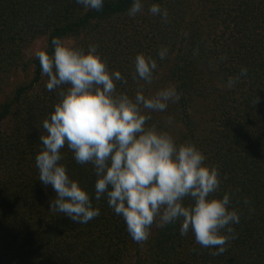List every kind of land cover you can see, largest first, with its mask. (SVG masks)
<instances>
[{
	"label": "trees",
	"instance_id": "16d2710c",
	"mask_svg": "<svg viewBox=\"0 0 264 264\" xmlns=\"http://www.w3.org/2000/svg\"><path fill=\"white\" fill-rule=\"evenodd\" d=\"M153 3L167 9V21L149 14ZM131 4L105 0L97 12L75 0H0V264H264V0H143V11L129 17ZM53 37L85 51L96 45L109 70L127 80L118 92L134 97L143 88L152 96L175 86L181 93L147 123L178 144H194L205 164L219 169L213 195L230 193V209L240 215L224 253L212 255L191 232L181 236L179 222L153 225L138 245L106 199L94 195L100 215L87 224L49 210L55 193L38 180L35 156L59 95L46 90L47 77L28 51L44 38L42 50L51 54ZM162 46L169 50L164 60L157 56ZM137 54L157 60L151 84L133 79ZM242 67L247 75L227 87ZM62 151L70 178L94 194L91 166Z\"/></svg>",
	"mask_w": 264,
	"mask_h": 264
},
{
	"label": "clouds",
	"instance_id": "9594fccd",
	"mask_svg": "<svg viewBox=\"0 0 264 264\" xmlns=\"http://www.w3.org/2000/svg\"><path fill=\"white\" fill-rule=\"evenodd\" d=\"M75 2L98 12L105 0ZM143 8V0H132L127 14L135 17ZM148 12L168 20L167 9L159 4L153 3ZM51 43V54L36 53L41 75L47 77L46 90H58L59 95L53 111L42 121V148L35 156L38 180L55 193L49 210L87 224L100 215L92 202L94 195L96 201L106 199L138 245L148 241L153 225L164 228L179 222L181 236L191 232L201 247L215 249L212 255L224 253L225 245L235 238L231 234L240 215L230 209V193L222 198L213 195L221 183L219 169L206 165V156L194 144H178L169 132L147 123L150 113L178 103L181 93L169 86L146 96L140 88L130 97L117 91V83L127 80L121 72L109 70L96 45L85 51L66 45L59 37ZM168 51L162 46L158 58L164 60ZM157 67L156 59L137 54L133 79L151 84ZM247 73L242 67L239 75L228 78L227 87H234ZM172 122L169 117L167 123ZM65 147L77 164L91 166L94 194L68 175L61 163Z\"/></svg>",
	"mask_w": 264,
	"mask_h": 264
},
{
	"label": "rangeland",
	"instance_id": "374dc122",
	"mask_svg": "<svg viewBox=\"0 0 264 264\" xmlns=\"http://www.w3.org/2000/svg\"><path fill=\"white\" fill-rule=\"evenodd\" d=\"M44 44H45V41H44V38H40L38 41H36V42H34V44L32 45V47L30 48V50L28 51V55L29 56H35L36 55V53L38 52V51H41L42 49H43V47H44ZM66 45H68V46H71V47H73V41H67L66 43H65ZM19 75V74H18ZM22 76H20L19 75V77H14L13 79H12V81H14V80H18L19 78H21Z\"/></svg>",
	"mask_w": 264,
	"mask_h": 264
}]
</instances>
